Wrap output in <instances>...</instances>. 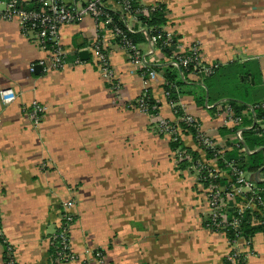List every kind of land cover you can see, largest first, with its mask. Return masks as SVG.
Masks as SVG:
<instances>
[{"label": "crops", "instance_id": "1", "mask_svg": "<svg viewBox=\"0 0 264 264\" xmlns=\"http://www.w3.org/2000/svg\"><path fill=\"white\" fill-rule=\"evenodd\" d=\"M138 1L163 4L176 47L198 43L204 62L218 64L204 106L191 95L179 100L202 132L228 150L233 134L220 104H244L250 118V107L264 100V0ZM106 7L122 14L113 1ZM124 17L125 25L143 32L137 45L150 65L162 67L168 59L150 46L143 26ZM98 37L116 89L96 66L92 44ZM59 41L66 65L45 70L39 65L45 52L16 20L0 19V91L16 95L6 105L0 98V220L15 263L49 264V236L62 203L72 200L69 242L76 259L63 264H227L232 247L225 233L206 225L202 185L191 167L179 169L170 138L156 131L161 120L176 121L161 71L144 81L112 33L89 16L62 25ZM146 89L160 104L155 116L130 105ZM33 100L45 106L38 127L26 111ZM180 136L206 160L190 135ZM238 247L248 253L244 264H264L262 232L253 235L248 252L243 240ZM99 248L105 249L102 260L90 253ZM3 250L0 245V264Z\"/></svg>", "mask_w": 264, "mask_h": 264}, {"label": "built area", "instance_id": "2", "mask_svg": "<svg viewBox=\"0 0 264 264\" xmlns=\"http://www.w3.org/2000/svg\"><path fill=\"white\" fill-rule=\"evenodd\" d=\"M109 1L115 2L122 12H125V16L135 20L134 16L131 15L132 0H34L32 6H27L31 3V0H0V19L7 21L16 20L23 35L30 38L40 50L45 52L46 57L39 62V65L44 67L45 70H61L66 65V53L59 41L61 26L77 23L82 18L89 16L93 18L97 26L105 27L112 33L118 47L126 52L129 61L137 68L144 81L154 80L157 73L151 68L148 59L138 45L129 39L128 34L135 32V30L125 24L124 30L114 23L106 7ZM149 6L151 10L156 7V5ZM143 14L147 15L148 11L144 9ZM122 20L124 22L125 17ZM163 30L165 31V40L167 42L171 41L172 32L166 28ZM145 34L150 46L155 48L160 34L158 36ZM92 53L95 56L98 70L108 81L110 87L116 89L115 84L112 82V72L107 53L99 37L92 44ZM170 63L175 68H186L191 63L196 74L205 77L213 75L218 68V64L214 62H204L198 43H193L187 48L178 47L173 52ZM146 95L145 91H143L130 105L136 110L155 116L157 114H152L145 102ZM165 96H169L168 92H165ZM0 98L2 103L6 105L13 102L16 95L11 89H4L0 91ZM169 104L174 113L173 105ZM152 109H155V107ZM220 110H223L226 121L231 125L235 147L241 152H250L241 146L243 142L242 121L245 114L242 112L240 115L235 114L228 102L220 104ZM26 111L32 124L38 127L45 113V106L39 101L33 100L26 108ZM256 111L262 114L259 120L254 119ZM250 112V118L253 116L254 121L259 125V129L264 130V100L251 106ZM180 120L196 129L197 139L203 151L209 150L213 154L211 159L201 160L199 158V160L190 165L198 182L202 185V190L206 197L208 205L206 225L215 232L227 233L229 230L235 232V238L229 241L232 248L226 256V261L229 264H244L248 253L243 254L240 252L238 243L243 240L248 252L251 240L248 241L239 236L238 228L245 211L253 212L254 210L258 211L259 216L253 217V224L264 226V172L261 177L263 185L258 187L256 182L244 170L239 168L233 160L230 162L224 161L225 165L219 167L216 164L217 158L223 156L225 148L215 143L208 135L202 132L196 118L185 113ZM174 122V125H170L169 122L161 120L157 126L160 127V132L170 138L175 133L181 134V129L176 124L177 120ZM246 128H251V125ZM179 159L181 160V157ZM184 159L191 162L188 155ZM262 169H264V166ZM73 206L74 202L72 200L62 203L60 218L64 223L59 224L57 229L49 236L50 243L59 241L60 247L57 260L62 262H70L76 259L75 254L70 250L69 242V228L74 222V216L70 212ZM8 249L10 250V248ZM90 253H95L96 257L102 260L100 252L90 251ZM6 264H16L14 255L9 258Z\"/></svg>", "mask_w": 264, "mask_h": 264}, {"label": "trees", "instance_id": "3", "mask_svg": "<svg viewBox=\"0 0 264 264\" xmlns=\"http://www.w3.org/2000/svg\"><path fill=\"white\" fill-rule=\"evenodd\" d=\"M34 1V0H32ZM156 7L151 10L150 6H145L140 4L138 0H132L131 2V15L134 16V18L137 20V22L143 26L145 31L147 32L148 36H159L156 41L155 48L158 49L163 53V55L168 59L165 61V64L162 67L158 66H151V68L156 72L159 73L161 71V75L164 79L163 83V90L164 92H168L169 96L166 97L167 101L173 105V110L175 113V118L177 120L176 124L181 129V134H188L190 135L194 142L201 147V144L199 143L197 139V131L195 128H192L188 125H186L183 121L180 120L185 115L184 109L182 105L180 104V97L183 95H191L193 96L195 102L200 105L204 106L205 102V88L209 89V79L213 76H202L196 74V72L193 70V65L190 63L186 68H175L170 63V59L172 60L173 52L177 50L176 47V41L177 36L172 35L171 41L167 42L165 39V31L163 30L166 27L167 24V9L166 7L161 4L157 3L155 4ZM146 9L148 11V14H143V10ZM110 15L112 16V19L114 23H116L121 29L125 30V25L123 23L122 18L125 16V12H122V14L113 13L110 12ZM129 39L135 43L136 45L143 42L145 40L143 36V32L135 30V32L128 34ZM193 71V72H192ZM216 72V71H215ZM214 72V73H215ZM192 76H195V79L198 81H194L192 79ZM194 87L198 88L197 90L194 89ZM145 93L147 94L145 97V102L148 105L149 111L152 114H158V109L160 107V104L155 101V99L151 96L149 89L145 90ZM210 101H213L212 98L209 96ZM209 102V101H208ZM227 102L230 104V106L233 108L235 114L240 115L242 112V109L245 107L244 104H241L235 100H227ZM211 103V102H209ZM155 107V109H152ZM214 106L212 110L215 108ZM261 113L259 111L255 112L254 119H258L261 117ZM253 119V116L250 118L243 117L242 121V136H243V142L242 145L246 150L250 152H239L238 149L234 146V144H229L228 150H225L222 157L217 158L216 164L219 167H223L224 161L230 162L234 161L237 163V166L244 170L249 176L254 174L257 171H261V173L264 172V169L262 167L264 166V130L259 129V125L257 122H255ZM175 123H170V125H174ZM251 125V128H246L247 126ZM159 130V131H158ZM157 133L159 135H163L162 132H160V127L156 129ZM168 146L170 150L174 153H178V156L181 157V160L179 159V169H184L185 167H190L192 163H195L197 160H199L198 154L185 147L183 145V142L181 141V136L178 133H175L170 137L168 141ZM188 155L191 159V162L184 159V157ZM206 159H211L213 157L212 152L209 150L205 151ZM178 159V157H177ZM256 182V181H255ZM256 185L258 187H261L263 185V182H256ZM253 214V215H252ZM258 217V211L254 210L253 212L245 211L241 218V222L238 228L239 236H242L246 240L250 241L253 235L256 232H262L264 234V226L263 225H254L253 224V217ZM63 220L59 224H63ZM0 232L2 236L0 237V245L3 246V262L6 264L9 260V258L13 257V249L9 244L6 242L1 228V220H0ZM226 237L228 241H232V239L235 238V232L233 230L227 231ZM5 241V242H4ZM59 241H55L53 243H50V260L49 264H63L67 262H62L60 260H57V254L59 251ZM10 248V250L8 249ZM97 252H100L102 258L103 255H105V249L99 248L95 250ZM69 262V261H68ZM227 262V261H226ZM227 264H229L227 262Z\"/></svg>", "mask_w": 264, "mask_h": 264}, {"label": "water", "instance_id": "4", "mask_svg": "<svg viewBox=\"0 0 264 264\" xmlns=\"http://www.w3.org/2000/svg\"><path fill=\"white\" fill-rule=\"evenodd\" d=\"M86 55H87V54H86L85 51L80 53V56H81V57H85ZM259 174H260V170L257 171V172H255L254 174H252L250 177L252 178V180H254V181H256V182H259V179H258Z\"/></svg>", "mask_w": 264, "mask_h": 264}, {"label": "rangeland", "instance_id": "5", "mask_svg": "<svg viewBox=\"0 0 264 264\" xmlns=\"http://www.w3.org/2000/svg\"><path fill=\"white\" fill-rule=\"evenodd\" d=\"M226 89H229V88H226ZM257 93H258L257 90L252 91V93L250 94V97H254V96H256Z\"/></svg>", "mask_w": 264, "mask_h": 264}]
</instances>
